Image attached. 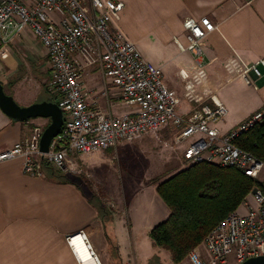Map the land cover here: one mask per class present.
Segmentation results:
<instances>
[{
    "label": "crops",
    "instance_id": "0c3cea01",
    "mask_svg": "<svg viewBox=\"0 0 264 264\" xmlns=\"http://www.w3.org/2000/svg\"><path fill=\"white\" fill-rule=\"evenodd\" d=\"M114 1L122 2L123 9L111 28L119 30L136 45L147 62L161 70L163 81L183 104L179 114L189 108L183 98L180 71L191 77L197 62L203 64L206 76L195 93L216 96L227 111L218 127L220 133H226L264 107V68L258 67L260 77L249 74L253 83L247 85L242 78L229 75L224 67L234 58L245 64L264 59V0ZM203 16L216 28L204 40V54L195 58L180 51L178 43L186 45L183 22ZM50 17L55 22L60 19L58 14ZM28 41L40 46L38 54ZM31 64L38 66L39 74L48 76L40 78L43 85L40 87L47 92L51 72L46 50L26 29L11 43L0 47V82L5 94L21 107L38 103L41 91L39 88L36 93V85L32 87L34 91L25 86V81L30 79L27 69ZM96 72L87 69L84 73L87 101H96L97 106L113 114L125 113L112 110L111 99L121 104L115 93H108L107 100L102 97V78ZM42 101L51 100H39ZM117 104L114 109L123 107ZM48 124L49 119L44 118L13 120L0 110V152L28 137L34 127L45 129ZM108 150L116 152L117 148ZM101 152L87 157L73 156L94 167L104 160ZM45 174L43 178L25 175L21 158L0 162V264H78L66 237L79 231L87 241L81 244L85 254L79 252L85 258L84 264H150L151 260H154L152 264H174L170 254L155 247L149 237L150 231L170 213L156 193L157 184L134 191L133 198L138 193L145 198V202L135 206L133 199L125 203L124 188L118 189V193L93 182L100 188L95 190L85 180L60 183ZM91 194L110 208L111 219L107 223L98 216L89 198ZM110 244L117 248V259Z\"/></svg>",
    "mask_w": 264,
    "mask_h": 264
},
{
    "label": "built area",
    "instance_id": "2783aa9c",
    "mask_svg": "<svg viewBox=\"0 0 264 264\" xmlns=\"http://www.w3.org/2000/svg\"><path fill=\"white\" fill-rule=\"evenodd\" d=\"M122 9L123 3L114 0H89V6L83 5V0H0V47L11 43L24 30L31 31L47 53L51 75L46 91L62 112L61 129L51 140L47 153H41L39 148L44 129L36 126L28 137L1 151L0 162L21 158L22 172L31 177H45L47 165L73 173V155L91 156L169 132L174 143L182 145L184 165L211 163L234 168L258 181L264 163L235 142L263 121L264 107L220 133L216 125L227 111L216 96L195 93L206 76L203 64L197 62L191 77L180 71L183 98L189 108L179 114V98L163 81L161 70L147 62L119 30L111 28ZM51 14L60 15L59 21H53ZM215 28L206 16L185 20L186 45L178 43L180 51L200 58L204 40ZM259 66L264 68V59L245 64L234 58L224 67L229 75L251 85L249 74L260 77ZM87 69L100 73L102 97L107 100L108 89H115L118 102L129 108L127 112L113 114L97 106L96 101H87L83 81ZM248 196L252 204L246 200ZM248 196L241 204L245 212H238L240 205L219 221L187 252L183 264H228L229 256L233 257V264H239L264 256V188L255 187ZM83 242L87 241L82 231L66 237L78 264L85 262V253L79 247Z\"/></svg>",
    "mask_w": 264,
    "mask_h": 264
},
{
    "label": "trees",
    "instance_id": "16d2710c",
    "mask_svg": "<svg viewBox=\"0 0 264 264\" xmlns=\"http://www.w3.org/2000/svg\"><path fill=\"white\" fill-rule=\"evenodd\" d=\"M50 100L53 102L52 98ZM236 145L264 163V119L243 133ZM47 176L60 183H74L79 175L46 166ZM255 187L264 188L257 180L234 168L211 163L188 166L156 185V193L169 210L168 218L149 233L155 247L167 251L172 263L179 264L187 252L197 246L213 227L235 211ZM102 222L111 219L110 208L98 196L90 195ZM117 259V248L110 244ZM154 260L150 261V264Z\"/></svg>",
    "mask_w": 264,
    "mask_h": 264
},
{
    "label": "rangeland",
    "instance_id": "374dc122",
    "mask_svg": "<svg viewBox=\"0 0 264 264\" xmlns=\"http://www.w3.org/2000/svg\"><path fill=\"white\" fill-rule=\"evenodd\" d=\"M83 5L88 6V0H83ZM30 46L33 47L34 52L40 51V46L36 44L35 41L27 42ZM38 66L31 64L30 69L28 68L27 75H30V79L25 81L26 88L32 89L33 85L38 86L36 93H39L40 78L48 76L46 74L41 75L37 71ZM30 70V71H29ZM96 72L95 74H97ZM84 81V78H83ZM103 83V82H102ZM103 89V85H102ZM101 89V90H102ZM29 92V91H28ZM108 92L115 93L118 100V93L115 89L109 88ZM114 95V94H113ZM49 99L51 96L41 88L38 102L41 99ZM113 99L111 103L113 104V111L127 112L129 108L124 104H117ZM119 105L123 106L121 109H114ZM183 107L181 100L177 106V112ZM179 108V109H178ZM43 119V118H40ZM222 122V121H221ZM221 122L216 126L220 127ZM44 129V128H43ZM181 146L176 145L173 141L171 133L162 132L155 136H147L140 139H137L129 144L119 145L117 151L113 150L102 151L101 163L95 165L94 167L89 166L87 162H84L83 159H78L76 156H73V161L76 164V175H79L83 180L91 183L96 182L97 185L102 184L107 186L110 190L121 191L124 188V200L126 204H129L132 199L135 206L141 205L145 202L144 196L141 193L135 195L133 198L134 191L143 188L149 184H157L159 182L165 181L169 177L173 176L179 171L186 169L188 166L184 165L181 158ZM87 157V156H86ZM75 159V160H74ZM79 171V174H77ZM70 174H73L69 172ZM75 175V174H73ZM258 183L264 184V170L258 178ZM95 190L100 189L98 186L93 185ZM149 188H146V190ZM145 190V192H146ZM150 191H147V193ZM148 195V194H147ZM156 196V195H155ZM250 204L253 203L252 199L248 196L246 198ZM238 212L243 214L245 208L241 205L238 208ZM228 264H233V257H228Z\"/></svg>",
    "mask_w": 264,
    "mask_h": 264
},
{
    "label": "water",
    "instance_id": "95a60500",
    "mask_svg": "<svg viewBox=\"0 0 264 264\" xmlns=\"http://www.w3.org/2000/svg\"><path fill=\"white\" fill-rule=\"evenodd\" d=\"M0 110L9 118L17 121H27L34 118L49 119V124L43 130L40 139V152L48 151L51 140L59 133L62 126L61 109L52 101H42L26 107L19 106L14 99L5 94L0 82ZM239 264H264V256L250 258Z\"/></svg>",
    "mask_w": 264,
    "mask_h": 264
},
{
    "label": "bare ground",
    "instance_id": "6f19581e",
    "mask_svg": "<svg viewBox=\"0 0 264 264\" xmlns=\"http://www.w3.org/2000/svg\"><path fill=\"white\" fill-rule=\"evenodd\" d=\"M81 248H82V245H81Z\"/></svg>",
    "mask_w": 264,
    "mask_h": 264
}]
</instances>
